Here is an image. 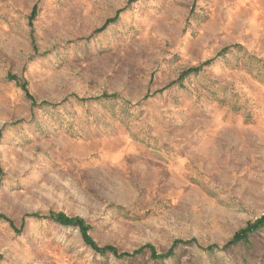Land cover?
Returning a JSON list of instances; mask_svg holds the SVG:
<instances>
[{
	"label": "rangeland",
	"instance_id": "374dc122",
	"mask_svg": "<svg viewBox=\"0 0 264 264\" xmlns=\"http://www.w3.org/2000/svg\"><path fill=\"white\" fill-rule=\"evenodd\" d=\"M0 216V264H264V0H0Z\"/></svg>",
	"mask_w": 264,
	"mask_h": 264
},
{
	"label": "trees",
	"instance_id": "16d2710c",
	"mask_svg": "<svg viewBox=\"0 0 264 264\" xmlns=\"http://www.w3.org/2000/svg\"><path fill=\"white\" fill-rule=\"evenodd\" d=\"M1 218V216H0ZM49 218L57 223H59L60 225H64V226H75L79 229V232L81 233L82 239L84 241V243L89 246L93 251H95L96 253L100 254V255H104L105 253L109 252L112 254H115V251L112 250L110 247H104L102 249H99L94 242L91 240V238L88 236L87 232L89 230L88 226H85V224L78 219H69L67 217H65L62 214H58V215H50ZM264 228V218H260L258 220H256L254 223L249 224L246 226L245 229L241 230L239 233H237L227 244L226 247L230 246V245H235L236 243L240 242V241H245L246 238L254 233L255 231ZM177 244L174 243L172 245V247L170 248V250L168 252H166L165 254L162 255H156L152 248L150 246H144L143 248L138 249L137 251L131 253V254H120L118 255L119 258H130V257H134L138 254H140L145 248L150 249L151 251V258L152 259H164V258H168L172 256V249L174 248V246ZM215 247L211 246L207 248L208 252H212L213 249Z\"/></svg>",
	"mask_w": 264,
	"mask_h": 264
}]
</instances>
